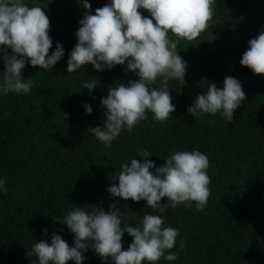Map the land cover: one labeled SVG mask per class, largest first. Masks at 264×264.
I'll return each instance as SVG.
<instances>
[{
  "label": "trees",
  "instance_id": "16d2710c",
  "mask_svg": "<svg viewBox=\"0 0 264 264\" xmlns=\"http://www.w3.org/2000/svg\"><path fill=\"white\" fill-rule=\"evenodd\" d=\"M22 2L44 8L52 38L49 55L57 43L65 52L52 69L26 62L21 75L33 80L29 93L0 92V179L7 188L0 191V264H32L36 257L27 255L32 245L41 240L50 243L53 234L73 246L74 234L55 219L78 206L91 211L87 205H95L109 211L118 200L125 212L121 227L141 226L145 214H159L147 208L144 200L124 201L107 191L118 183L111 178L124 162L131 158L144 162L137 156L142 149L152 154L147 159L157 167L176 151L198 150L209 159L211 195L205 208L197 211L192 202L191 207L180 205L160 214L164 226L179 232L170 250L178 259L162 258L157 264H264V75L240 64L248 41L264 31V0H215L210 26L197 39L178 44L187 69L184 82H168L175 105L172 118L161 122L147 112L148 119L131 132L122 129L110 146L87 130L103 125L106 109L101 99L107 89L139 77L126 72V64L103 71L89 64L68 73L67 60L86 11L80 0ZM87 2L91 4L87 11L95 14L111 0ZM140 11L150 18L146 10ZM0 50L2 83V57L11 50L3 46ZM228 76L241 81L246 94L231 122L219 112L195 118L188 113V106L207 91L209 82L222 89ZM93 77L99 83L90 93L83 84ZM161 79L149 87L159 89ZM86 104L92 107L91 114L85 111ZM167 202V198L161 200ZM127 209L135 215L128 216ZM181 240L186 245L183 250ZM132 241L125 233L122 250ZM84 256L83 264H111L91 249Z\"/></svg>",
  "mask_w": 264,
  "mask_h": 264
},
{
  "label": "clouds",
  "instance_id": "9594fccd",
  "mask_svg": "<svg viewBox=\"0 0 264 264\" xmlns=\"http://www.w3.org/2000/svg\"><path fill=\"white\" fill-rule=\"evenodd\" d=\"M86 10L76 32L77 43L67 60V72L76 73L82 66L91 65L96 71L111 70L125 65L126 72H133L138 80L116 83L107 89L101 104L106 109L102 126L89 127L100 142L111 145L122 129L131 132L139 122L148 119L165 121L175 111L168 89V82L177 79L184 82L187 63L178 54L180 40L197 39L209 26L214 15L215 0H111L90 14L91 4L80 0ZM44 8L29 6L22 0H0V46L10 49L11 54L2 57L4 71L0 92L29 93L33 80L21 75L26 62L40 69H52L64 56L62 44L49 55L52 38L49 36L50 20ZM140 9L150 14L145 16ZM155 21V22H153ZM169 33L176 39H171ZM240 64L257 75H264V31L248 41ZM2 51V50H0ZM162 78L159 89L149 87ZM95 77L85 81L83 88L91 91L98 87ZM246 100L241 81L228 76L223 88L209 82L207 91L198 95L187 111L194 118L201 113L219 114L231 122L242 102ZM91 114L92 107L84 105ZM66 119L67 114L63 113ZM135 158L121 165L112 175L113 183L107 191L113 196L134 202L146 201L154 213L145 214L141 226L123 224L119 201L110 204L109 211L95 205L69 210L58 222L66 224L74 234L70 246L59 234L51 236V242L41 240L32 245L27 255L36 257L32 264H83L84 254L94 252L102 261L111 264H157L162 258L175 261L178 254L170 251L177 243L179 232L172 226H164L162 217L167 209L177 206L191 207L202 211L211 195V178L207 174L208 157L198 150L176 151L157 167L147 159L152 154L142 149ZM154 169V171H150ZM0 191H7L5 180L0 179ZM167 198V203L161 200ZM128 216L135 212L126 210ZM45 233L47 230H44ZM133 237L127 250H122V237ZM183 250L186 245L179 242Z\"/></svg>",
  "mask_w": 264,
  "mask_h": 264
},
{
  "label": "flooded vegetation",
  "instance_id": "af4514ba",
  "mask_svg": "<svg viewBox=\"0 0 264 264\" xmlns=\"http://www.w3.org/2000/svg\"><path fill=\"white\" fill-rule=\"evenodd\" d=\"M4 50H5V49H4ZM4 50H3V51H4ZM0 53H1V51H0Z\"/></svg>",
  "mask_w": 264,
  "mask_h": 264
}]
</instances>
